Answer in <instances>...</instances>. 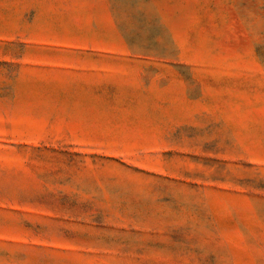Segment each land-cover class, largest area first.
<instances>
[{
  "label": "rangeland",
  "instance_id": "rangeland-1",
  "mask_svg": "<svg viewBox=\"0 0 264 264\" xmlns=\"http://www.w3.org/2000/svg\"><path fill=\"white\" fill-rule=\"evenodd\" d=\"M0 264H264V0H0Z\"/></svg>",
  "mask_w": 264,
  "mask_h": 264
}]
</instances>
